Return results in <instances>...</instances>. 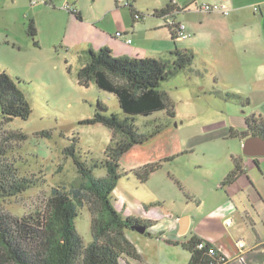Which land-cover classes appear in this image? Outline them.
<instances>
[{
  "label": "rangeland",
  "instance_id": "obj_1",
  "mask_svg": "<svg viewBox=\"0 0 264 264\" xmlns=\"http://www.w3.org/2000/svg\"><path fill=\"white\" fill-rule=\"evenodd\" d=\"M65 1L59 6L62 7ZM126 1H118L119 9L130 13L131 17ZM154 1L135 0L134 5L147 16L152 14ZM27 4L31 6L32 0L20 3L15 11H21ZM81 4L83 22L92 20L111 5L116 6L115 0H81ZM32 18L40 31H37L35 38L28 32ZM74 21L76 24H69L62 12L43 11L38 19L39 25L34 17L27 18L26 26L22 23L12 25L14 37H11L10 43L7 44L6 39L0 40V70L15 78L32 109L27 119L15 117L9 123H4L0 105V135L16 132L25 137L5 139L1 147L5 154L0 158L15 161L21 174L39 180L38 186L3 201L4 209L15 215L22 216L42 208L55 187L69 189L78 185L80 174L73 158L64 152L72 144L76 155L93 169L96 177L105 176L107 168L103 162L107 158L106 150L112 142L113 131L102 124H88L87 120L99 108V103L108 108L102 110L106 115L115 113L122 119L126 116L116 95L99 89L94 82L89 86L80 83L78 73L86 60L83 42L92 39L95 33L105 32L99 26L88 27V31L84 32L86 37H81L78 25L84 24L76 17ZM3 36L5 34L0 32V38ZM172 48H176L174 43ZM200 56L194 62L193 70H179L172 78L161 83L160 88L168 92L174 104V116L162 110L135 118L140 132L150 133L157 128L161 132L121 158L119 169L122 176L110 199L124 216L129 213L137 217L146 205L151 207L157 204V196L163 197L161 194H164L161 191L164 182L170 181L173 187L166 196L174 198L181 187L172 179L190 180L192 175L200 177L213 168L202 159L205 157L209 164H214L216 155L226 149L224 145L234 143L232 140L225 141L224 134L231 132L230 121H239L238 117L244 119L248 115L244 112L247 106L242 109L238 99H227L226 92L246 97L250 94L252 111L249 114L255 113L264 122L263 96L252 94L250 88L256 83L244 79L242 67L238 64L232 65L231 70L225 67V75L221 77L213 74L212 67H204L203 59H208L202 54ZM200 68L202 70L197 72ZM183 151L186 153L181 154ZM167 155L176 157L165 162L149 181L143 182L136 174L140 166ZM262 160L261 168L256 171L261 177L259 189L264 193V157ZM95 164L99 165L96 167ZM75 224L84 243L92 242L91 213L87 205L79 208ZM144 250L147 252L145 247ZM167 252L169 254H161V259L177 260L180 256L174 246L168 248ZM155 255L158 260V254Z\"/></svg>",
  "mask_w": 264,
  "mask_h": 264
},
{
  "label": "crops",
  "instance_id": "obj_2",
  "mask_svg": "<svg viewBox=\"0 0 264 264\" xmlns=\"http://www.w3.org/2000/svg\"><path fill=\"white\" fill-rule=\"evenodd\" d=\"M62 1L39 0L36 5L27 4L21 11L16 12L15 8L22 2L28 3V0H0V32L5 34L0 40L6 39V43H10L11 37H14L12 25L22 23L26 26L27 18L34 17L39 25L38 19L43 11L62 12L67 16L69 24H76V15L64 9L65 4L59 6ZM172 1L176 19L186 23L192 33L188 38L190 41L174 40L162 14L155 13L156 10L166 8ZM67 2L81 14V19L76 17L77 21H81L84 13L81 0H66L65 3ZM203 2H222L227 4L231 11L225 15L200 10L198 6ZM119 7L116 2V6H109L92 20L81 21L84 24L78 25L81 37H86L88 27L99 26L105 32L95 33L92 39H86L83 42L86 49L106 46L111 48L116 56L146 58L164 56L166 52L174 50V43L178 48L192 49L196 53V59L201 57V54L204 55L208 59H203L204 67H212L213 74L221 77L225 75V67H230L231 70L232 65H240L244 79L256 83L250 88L252 94H260L264 99V0H155L152 14L140 21L134 20L130 13ZM118 32H122L123 36H117ZM127 39L132 42L128 43ZM201 70L202 68L197 69V72ZM229 93L226 92V95ZM238 96L241 97V100L238 99L240 107L243 109L247 106L244 112L248 115L244 119L238 117L239 121H230L231 132L224 134L223 139L232 140L234 143L224 145L226 149L216 155L214 164H209L204 157L202 160L205 164L213 168L205 174L202 173L200 177L192 175L190 180L172 179L181 187V191L174 198L166 196L172 192L170 181L163 183V197L157 196V204L151 207L146 205L137 216L152 221L148 234L141 235L137 231L128 233V237L138 248L140 258L126 257L122 264H189L191 254L181 243L188 241L192 236L211 243L230 261L253 249L264 247V193L259 189L261 177L256 171L261 168L264 156L245 155L243 145L246 138L234 134L245 131L251 133L246 122V118L252 115L249 114L252 111L251 95ZM227 99L237 98L227 96ZM225 125L227 126V122ZM183 153L186 151L181 152ZM237 161L244 173L233 183L223 184ZM262 174L264 175L263 172ZM166 184L168 185L165 186ZM166 187L168 191L165 192ZM125 214L131 216L129 213ZM228 220H231L230 225L226 224ZM239 241L244 242L243 248L238 246ZM172 246L180 254L179 258L161 259V254H169L167 250L172 249ZM155 254H158V260Z\"/></svg>",
  "mask_w": 264,
  "mask_h": 264
},
{
  "label": "trees",
  "instance_id": "obj_3",
  "mask_svg": "<svg viewBox=\"0 0 264 264\" xmlns=\"http://www.w3.org/2000/svg\"><path fill=\"white\" fill-rule=\"evenodd\" d=\"M134 1H126L132 18L144 20L146 15L136 8ZM173 4L172 1L155 13L164 17L169 11H175ZM71 13L82 18L76 10ZM166 27L171 37L178 40L173 29L167 24ZM28 32L34 38L37 36L33 19H30ZM85 53V63L78 73L80 83L89 86L94 82L99 89L116 95L126 115L123 119L115 113L106 115L102 110L108 108L99 103V108L87 120L88 124H102L113 131L112 142L106 150L107 158L103 162L107 174L96 177L93 169L76 155L72 144L64 152L73 158L80 174L78 185L69 189L59 186L53 188L42 208L19 216L5 210L3 201L38 186L39 180L21 174L15 161L0 158V264H122L126 257L140 258L138 248L128 233L136 231L135 227L144 226L146 234L152 221L124 216L111 202L110 194L122 176L119 169L121 158L132 148L146 143L161 132L160 128L150 133L140 132L135 124L136 116H150L162 110L175 115L174 104L168 92L160 88L161 83L172 78L179 70H191L196 53L192 49L176 47L167 56L129 58L114 55L113 50L106 46L99 49L89 47ZM227 96L241 100L235 94L229 93ZM0 105L4 123H9L15 117L27 119L32 112L18 82L1 70ZM246 122L251 133L245 131L235 135L247 138L257 134L264 138V122L256 115L248 116ZM14 137L25 138L16 132L0 135V157L5 154L1 149L4 140ZM175 157L167 156L148 162L140 166L136 174L146 182L165 162ZM98 165L95 164L96 167ZM242 173L244 170L237 161L223 184L233 183ZM85 205L91 213L93 240L89 244L84 243L75 224L79 208ZM201 243L204 246L200 248ZM181 244L191 254L189 264H223V253L200 237L192 236Z\"/></svg>",
  "mask_w": 264,
  "mask_h": 264
},
{
  "label": "built area",
  "instance_id": "obj_4",
  "mask_svg": "<svg viewBox=\"0 0 264 264\" xmlns=\"http://www.w3.org/2000/svg\"><path fill=\"white\" fill-rule=\"evenodd\" d=\"M42 1L45 2V0H42ZM37 2H38V0L37 1H33L32 0L33 5L37 4ZM198 8L200 10H204V11H208V12H219V13H223L225 15H228L230 13V11H231V8L227 4L222 3V2H219V3L203 2V3H201L198 6ZM64 9H66L68 11H71V12L76 10L73 7V5H71L68 2L65 3ZM169 12L170 13H167L164 16V19H165L166 24L168 26H170L173 29V31L176 33L177 38L178 39H183V40L190 38L192 36V33H191V31L188 30L186 23L177 20L175 15H174V13H173L174 11H169ZM117 36L121 37V36H123V33L122 32H118ZM127 42L131 43L132 40L131 39H127ZM226 224L230 225L231 224V220H228L226 222ZM203 246H204V243H201L199 245L200 248L203 247ZM238 246L240 248H243L244 247V242L243 241H239L238 242ZM221 260H222L223 264H226V263H228L230 261L224 253H223L222 257H221Z\"/></svg>",
  "mask_w": 264,
  "mask_h": 264
},
{
  "label": "water",
  "instance_id": "obj_5",
  "mask_svg": "<svg viewBox=\"0 0 264 264\" xmlns=\"http://www.w3.org/2000/svg\"><path fill=\"white\" fill-rule=\"evenodd\" d=\"M243 149L244 154L247 156H264V138L257 134L248 136L245 139ZM134 229L141 234H145L146 232L144 226H138ZM229 264H264V247L253 249L231 261Z\"/></svg>",
  "mask_w": 264,
  "mask_h": 264
}]
</instances>
